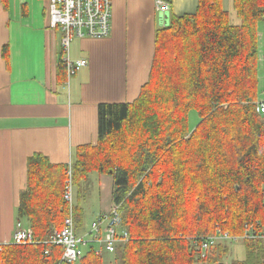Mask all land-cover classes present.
<instances>
[{
	"label": "trees",
	"instance_id": "trees-1",
	"mask_svg": "<svg viewBox=\"0 0 264 264\" xmlns=\"http://www.w3.org/2000/svg\"><path fill=\"white\" fill-rule=\"evenodd\" d=\"M262 22L264 0H230L227 10L223 0H199L195 14L173 15L157 30L138 98L99 105L98 142L76 149L73 174L77 189L91 173L114 179L130 240L110 264H224L228 246L196 250L219 233L243 238L245 259L231 264H264V115L255 107ZM66 79L61 58L59 84ZM66 181L67 165L28 158L17 215L38 243L4 245L0 264L61 263L63 249L45 242L68 216ZM75 214L79 229L80 207ZM75 264L104 261L90 246Z\"/></svg>",
	"mask_w": 264,
	"mask_h": 264
},
{
	"label": "crops",
	"instance_id": "crops-1",
	"mask_svg": "<svg viewBox=\"0 0 264 264\" xmlns=\"http://www.w3.org/2000/svg\"><path fill=\"white\" fill-rule=\"evenodd\" d=\"M112 1L111 35L103 40L75 38L70 58L86 59L88 66L69 85H60L62 32L50 28L49 0H0V245L12 242L19 221L28 158L43 154L53 164L67 165V172L70 164L73 168L76 149L98 142L99 105L130 104L138 98L149 77L157 30L173 15L195 14L199 4L171 0L170 10L159 13L157 0ZM223 3L229 9L230 0ZM262 32L264 24L259 26ZM6 46L8 59L2 55ZM262 81L259 100H264ZM93 174L86 181L97 183L98 219L115 206L114 179L100 173L91 179ZM79 194L75 186L83 225L89 208L81 206Z\"/></svg>",
	"mask_w": 264,
	"mask_h": 264
},
{
	"label": "built area",
	"instance_id": "built-area-1",
	"mask_svg": "<svg viewBox=\"0 0 264 264\" xmlns=\"http://www.w3.org/2000/svg\"><path fill=\"white\" fill-rule=\"evenodd\" d=\"M112 0H49L50 28L62 32V47L64 55L62 61L65 64L67 79L65 84L69 85L71 78L88 66L86 59L72 60L70 58L71 43L75 38L103 40L111 35L112 27ZM157 11L167 13L170 4L165 0L156 1ZM256 111L264 115V100L256 104ZM65 201L68 203V216L64 221L62 229L55 231L51 238L45 242L48 246H58L63 249L61 263L75 264L84 256V248L94 247L95 254L99 257L105 251L108 254L115 253L121 246L129 242L128 231L123 227L121 205L115 204L113 209L99 216L92 223L90 233L85 236H77L76 214H75V184L73 179V168L69 165L67 172ZM91 237V238H88ZM239 237L219 233L201 242L196 250L205 256L210 247L220 242H237ZM38 242L34 238L32 229L23 221H18L13 233L12 245H33ZM98 245V248L95 247ZM3 245H0V251ZM50 249L45 251L48 255Z\"/></svg>",
	"mask_w": 264,
	"mask_h": 264
},
{
	"label": "rangeland",
	"instance_id": "rangeland-1",
	"mask_svg": "<svg viewBox=\"0 0 264 264\" xmlns=\"http://www.w3.org/2000/svg\"><path fill=\"white\" fill-rule=\"evenodd\" d=\"M231 21L233 24H240L239 19L237 18V16L234 14V11L231 9ZM262 24H264V22H262ZM167 26V25H166ZM262 30V29H261ZM59 33V37H61V33ZM264 33L262 32L261 35H259V81H263L264 82ZM60 39V38H59ZM78 39V38H77ZM75 40V39H74ZM73 40V41H74ZM62 41V39H61ZM74 50V42L71 43V47H70V52ZM263 93H261L262 95ZM65 97H69L68 95V91L65 93ZM199 122V117L198 114L196 112H191L190 113V128L194 129L195 126L198 124ZM96 173H94L91 176V179H93V177H96ZM92 182V181H91ZM93 184V185H92ZM88 183L87 181H84L81 183L80 187L78 188V190L80 191V199L79 202L81 204V206L84 207V205H87L89 208V212L86 213V215H84V219H83V225L81 226V228L77 229L76 235L77 236H85L86 234L90 233L91 231V227H92V223L94 221H96V217H95V209L98 207L99 205V191H98V187H97V183ZM76 200H77V195H76ZM91 238V237H88ZM240 240H243V238H241ZM238 240L237 242H220L218 244H216L217 246L219 244L228 246L230 249V254L228 257H226V259L224 260V264H231L233 260H243L245 259L246 256V252H245V247L242 241ZM96 248H98V245H95ZM84 252L87 251V248L83 249ZM103 261L104 264H110V262L112 261V255L106 253L105 251L103 252Z\"/></svg>",
	"mask_w": 264,
	"mask_h": 264
},
{
	"label": "bare ground",
	"instance_id": "bare-ground-1",
	"mask_svg": "<svg viewBox=\"0 0 264 264\" xmlns=\"http://www.w3.org/2000/svg\"><path fill=\"white\" fill-rule=\"evenodd\" d=\"M257 102H258V101H257ZM257 102H256V103H257ZM256 103H255V104H256ZM256 112H257V111H256ZM257 113H258V112H257ZM258 114H259V113H258ZM234 236H235V235H234ZM247 240H248V239H247Z\"/></svg>",
	"mask_w": 264,
	"mask_h": 264
}]
</instances>
